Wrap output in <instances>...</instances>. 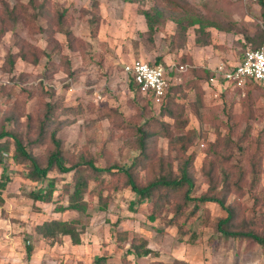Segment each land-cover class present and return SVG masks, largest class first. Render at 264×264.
<instances>
[{"label": "rangeland", "instance_id": "374dc122", "mask_svg": "<svg viewBox=\"0 0 264 264\" xmlns=\"http://www.w3.org/2000/svg\"><path fill=\"white\" fill-rule=\"evenodd\" d=\"M41 3L39 0L38 4ZM31 5L30 0H0V34H3L0 86L5 88L0 90V134L13 132L27 143L28 137L37 134L45 103L51 102L52 98L44 93H50L64 100L65 107L80 106L84 110L78 116H71L75 124L58 133L68 157H78L85 148L100 164L106 165L109 158L101 157L106 150L111 155L109 163L118 162L124 167L134 155L133 138L120 127L123 124L143 126L161 113V108L154 106L149 98L130 90L125 67L134 61L158 62L164 67L184 65L187 70L180 74L182 80L178 85L182 88L174 95L175 101L184 107L182 121L189 120L185 130L198 133L189 150L196 157L198 177L202 179L201 168L215 154H207L208 143H215L219 136L221 153L232 154V162L235 165L239 162L247 171L246 154L253 153L260 137L264 142V92L256 87L250 90L249 96L243 88H220L201 82L205 92L199 109L203 122L190 103L197 99L192 84L195 68L213 72L222 65L231 69L241 62L247 50L264 48V41H259L264 33V21L257 0H51L44 15H38V10ZM7 6L16 7L14 21L9 17ZM154 8L164 11L169 19L150 36L144 12ZM64 11V27L72 31V41L69 43L64 34L57 32L54 38L59 44L52 43L48 39L58 28L57 14ZM92 11L101 16L96 37L91 32ZM180 14H192L221 25L226 31L209 29L210 45L202 47L196 43L198 26L191 27L186 40L177 39L175 43L172 39L177 26L171 16ZM30 46L38 49L39 64L19 59L11 70L7 65L8 54L29 52ZM108 113L111 117L106 116ZM164 121L174 124L169 118ZM7 139L10 138L2 142ZM236 145L244 148L245 153L241 154ZM156 147L159 156H168L167 139L159 138ZM50 151L45 144L34 153L42 161ZM7 166L12 182L0 207V264H93L99 256L108 257L109 264L177 260L190 264H264V248L254 241L224 239L211 227L203 229V234L197 228L199 237L191 241L187 236L182 237L176 228L169 227L166 218L151 222L149 204L134 205L131 209L135 196L129 190H120L114 195L111 191L106 211L100 210L97 198L89 196L87 213L58 212V203H34L29 193L36 184L27 179L29 163ZM261 167L258 194L264 195V159ZM51 176L60 179L58 189L64 179L70 178L69 174L52 173ZM205 187L202 183L200 192ZM233 199L231 196L230 200ZM67 200V197L61 200L62 204L68 205ZM241 201L249 207L254 204L249 197ZM206 206L212 213L213 223L225 217L217 203ZM51 220L76 221L81 244H73L68 236L42 239L35 228ZM124 233L128 243L119 244L118 237ZM133 237L145 239L157 257L137 259L127 255ZM27 245L34 249L30 260Z\"/></svg>", "mask_w": 264, "mask_h": 264}, {"label": "trees", "instance_id": "16d2710c", "mask_svg": "<svg viewBox=\"0 0 264 264\" xmlns=\"http://www.w3.org/2000/svg\"><path fill=\"white\" fill-rule=\"evenodd\" d=\"M30 1L32 8L38 10V15H44L47 3L51 0H42L40 5L38 4L39 0ZM257 3L261 7V15L264 21V0H257ZM7 12L13 20L16 7L11 9L7 6ZM57 15L58 28L48 40L59 44L54 38L55 33L59 32L64 34L70 43L72 31L66 30L64 27L65 11ZM91 15L90 22L93 24L91 32L92 36L96 37L101 16L93 11ZM144 17L150 36H153L160 25H165L169 19L166 13L159 8L145 11ZM171 20L177 26V33L172 39L175 43L177 39L186 40L187 32L191 27L198 26L196 43L202 47L210 45L211 33L208 31L209 29L216 28L226 31L223 26L192 14L174 15L171 16ZM2 35L1 33L0 40ZM263 36L259 40L260 43L264 41ZM43 54L50 57L46 51ZM19 59L38 65L40 61L39 51L30 46L29 52L9 53L7 65L11 70L15 68L16 61ZM155 65H159V63L157 62ZM73 75L71 72L70 76ZM192 75L195 78L192 84L197 93V99L190 103V106L194 108L197 117L203 122V115L199 109L203 105L205 92L200 83L208 85L213 72L209 69L195 68ZM256 87L264 92L252 79L248 80L242 88L248 90L250 96V90ZM181 88L178 85L169 88L167 102L160 107V117L151 118L143 126L123 124L124 126L120 127L126 132L128 131L133 138L130 137L134 155L131 158V163L124 167L118 162L109 163L111 155L107 154L106 150L101 154L102 158H109L106 165L100 164L98 159L85 148L78 157L69 158L64 148V142L58 137V133L62 128L75 124L76 120L71 119V116H78L84 110L80 106L65 107L64 100L56 98L50 93H44L45 96H50L52 99L51 102L45 103V113L34 137H28L27 143H24L20 136L13 132L3 131L0 134V168L2 169L0 173V207L5 203L4 193L12 182L7 165L10 163H29L27 179L36 184L30 191L29 197L34 203H58V212L71 210L87 213L91 203L87 198L88 196L91 199L97 198L100 210L106 211L108 200L111 199V191L114 195L120 190H129L135 196V200L131 202V209L134 205L149 204L151 206V213L149 214L151 222L166 218L169 227L176 228L182 237L187 236L191 241L199 237L198 229H202L201 234H203V229L211 227L221 238L254 241L264 248V195L258 194V187L261 184L263 174L261 164L264 159V142L262 137L256 140L253 153L246 154L247 171L238 164L239 162L236 163L237 165L232 162L234 158L232 154H228L226 151V155L221 153L219 149L222 148L219 143L220 136L215 143H208L209 151L207 154H213V152L215 154L207 165L205 164L201 168L202 179H200L195 167L196 157L193 153L189 154L198 133L195 130H185L189 120L182 121L184 107L175 101L174 93L180 91ZM0 90H5V88L0 86ZM130 90L139 91L133 81H130ZM149 100L153 104L151 98ZM62 116L66 117L63 119ZM106 116L111 117V114L108 113ZM165 118H169L174 124L171 125L164 121ZM28 120L32 119L28 117ZM221 123L223 124V122ZM8 137L10 139L2 142ZM159 138L168 140L169 152L167 157L159 156L157 152L156 143ZM45 144L49 145L51 151L41 161L35 155L34 150ZM236 147L241 154L245 153L244 148L240 145H236ZM172 153H175L174 156ZM52 173L69 174L70 178L64 179L62 187L58 189L60 179L52 177ZM115 183L117 184L115 185ZM202 183L206 187L200 192ZM231 196H234L233 200H230ZM66 197L68 205L65 206L61 200ZM245 197L252 198L254 204L250 207L244 205L241 200ZM210 202L217 203L225 213V217L220 218L215 223H213L210 209L206 206ZM167 215L171 217H166ZM35 231L44 240H55L61 236H68L73 244H81V234L76 221H46L42 225H38ZM123 235L118 237L119 244L128 243L127 234L124 233ZM26 250L27 259L30 260L34 249L27 245ZM156 254L150 249L145 239L138 237L131 239L127 255L141 259L148 256L157 257ZM108 261V257L99 256L94 259L93 264H109ZM149 264L190 263L177 260L174 262L154 261Z\"/></svg>", "mask_w": 264, "mask_h": 264}, {"label": "built area", "instance_id": "2783aa9c", "mask_svg": "<svg viewBox=\"0 0 264 264\" xmlns=\"http://www.w3.org/2000/svg\"><path fill=\"white\" fill-rule=\"evenodd\" d=\"M186 70L184 65L164 67L134 61L125 67L124 73L137 85L144 97L151 98L156 107H161L167 102L169 88L180 84V74ZM251 79L264 90V48L249 49L236 67L227 69L225 66H219L213 71L209 84L220 88H242Z\"/></svg>", "mask_w": 264, "mask_h": 264}]
</instances>
